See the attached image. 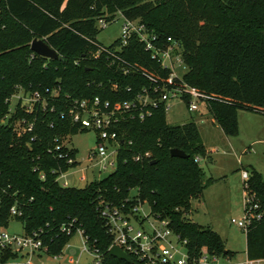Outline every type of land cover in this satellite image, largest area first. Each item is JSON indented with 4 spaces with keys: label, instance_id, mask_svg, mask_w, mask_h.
I'll return each mask as SVG.
<instances>
[{
    "label": "trees",
    "instance_id": "trees-1",
    "mask_svg": "<svg viewBox=\"0 0 264 264\" xmlns=\"http://www.w3.org/2000/svg\"><path fill=\"white\" fill-rule=\"evenodd\" d=\"M117 13L139 19L159 45L167 37L181 43L187 66L183 80L210 96L207 111L226 136L238 133L239 110L264 117V0H0V227L15 218L24 233H39L45 253L55 257L74 235L62 226L72 223L109 264H145L133 256L127 263L108 254L112 237L99 212L102 202L127 209L138 198L186 240L188 264L197 263L203 248L211 257L234 254L215 230L191 219L192 200L217 179L205 178L195 161L196 156L211 160L195 123H166L162 105L143 120L126 115L115 126L120 144L112 172L83 187L56 180L59 172L78 164L77 149L66 144V137L88 131L61 116L72 99L130 100L150 85L142 72L168 75L135 36L117 51L128 73L122 64L110 65L105 53L94 57L96 46L89 40L96 41L97 20L111 22ZM34 38L59 57L32 51ZM118 44L119 38L108 47ZM18 87L39 91L45 107L37 102L27 112L17 102L10 111L8 98ZM53 89L57 94L50 95ZM172 148L187 157H172ZM69 158L74 161L68 163ZM245 183L243 190L254 195L262 213L244 230L245 252L248 259L263 262L264 180L251 167ZM12 208L17 214H11ZM9 257L3 251L0 260Z\"/></svg>",
    "mask_w": 264,
    "mask_h": 264
},
{
    "label": "built area",
    "instance_id": "built-area-1",
    "mask_svg": "<svg viewBox=\"0 0 264 264\" xmlns=\"http://www.w3.org/2000/svg\"><path fill=\"white\" fill-rule=\"evenodd\" d=\"M120 14V13H119ZM121 15V14H120ZM123 17L121 26V35L119 44L115 49H110L97 41L89 40L96 46L94 57H98L101 53H105L110 59L109 64H122V72L128 73L129 66L127 62L117 53L121 47L127 44L130 37L135 36L144 47V50L150 54V57L157 60L162 69L168 70L166 77L159 75H151L147 72H142L150 83L149 87H141V89L130 100L110 102L109 100H101L99 97L91 99L80 98L72 99L65 114L68 119L80 128L94 130L97 133L95 147L86 156L88 162L87 167L97 168L98 172L106 171L107 169L116 168V157L119 148L120 140L115 126L126 115L130 118H138L143 120L151 115L152 110L162 105L166 111L169 109L168 102L171 100L184 101L189 113L198 111L199 103L206 106L209 95L204 94L192 86L188 85L183 80V74L187 70L184 63L182 52L183 48L178 40L167 37L166 41L159 45L156 35L150 33L146 26L139 19H130ZM109 22L105 18L97 20V27L104 28ZM21 87L8 98H16V103L25 111L31 112L37 102H40L42 107H45V98L42 97L39 91L20 93ZM127 90H130L128 87ZM48 92V90L46 89ZM57 89L49 91L50 95L57 94ZM15 103V104H16ZM31 129V124L27 130ZM58 148V146H56ZM148 156V153L144 154ZM140 155H136L135 159H139ZM202 158L196 156L195 161H200ZM74 159L69 158L68 163H72ZM76 161V160H75ZM112 170V171H113ZM111 171V172H112ZM66 171L59 172L56 180L65 178ZM241 176L243 183L248 179V172L242 169ZM81 180L86 179L85 174L80 177ZM60 183V182H59ZM62 186H68L67 180L60 183ZM247 184H244V187ZM136 193V192H135ZM133 193L132 195H135ZM244 215L241 219H231V223L245 230L253 219L259 220L262 213L258 211V203L254 200V195L244 190ZM137 198L136 204L129 208H124V205L115 206L110 203L102 202L99 207L100 215L105 220L106 231L112 237L111 243L107 248L117 246L124 251L130 258L136 257L143 260L145 264H186V240L182 239L179 234L170 227L169 221L159 216L154 215L151 210L147 215L140 213L142 203ZM11 214H17L14 208L11 209ZM152 219V220H151ZM62 230L67 234L78 233L82 239L81 251L87 252L92 256L91 264H109L104 260V255L96 247H91L88 244L87 237L84 235L80 227H75L74 224L62 226ZM5 247L13 248L18 252L26 251L27 253L46 252L47 247L43 244L39 233L23 235H9L4 231H0V251ZM184 247V251L182 248ZM110 255V254H109ZM59 256V255H58ZM55 256V257H58ZM217 257L208 255L205 248L202 249L201 257L197 263L213 264L217 261ZM261 260H246L245 264H260ZM264 262V261H263ZM7 263V262H5ZM4 264V263H0ZM74 264H80L79 258Z\"/></svg>",
    "mask_w": 264,
    "mask_h": 264
},
{
    "label": "rangeland",
    "instance_id": "rangeland-1",
    "mask_svg": "<svg viewBox=\"0 0 264 264\" xmlns=\"http://www.w3.org/2000/svg\"><path fill=\"white\" fill-rule=\"evenodd\" d=\"M123 17L119 13L113 21L101 28L95 39L104 46H110L121 35ZM23 93V90H19ZM16 103V98L9 100L8 109L11 111ZM165 113V121L170 125L193 121L199 131L202 144L209 152L208 158L199 161L205 178L217 179L203 190V196L192 200L193 214L191 219L202 225H208L223 239L226 249L234 252L228 256L217 257L213 264H245L247 255L245 252L244 230L231 223V219L239 220L243 217L244 190L242 169L250 171L253 167L261 173L264 180V117L254 112L238 111V133L235 136H226L203 103H199L198 111L189 113L184 101L171 100ZM97 133L94 130L83 131L67 136L65 142L77 149L75 167L68 169L65 178H59L63 183L67 180L68 186L83 187L93 179H99L109 174L113 169L98 172L97 168L87 167L86 156L95 147ZM85 174L86 179L80 177ZM131 193H135L132 190ZM149 214L150 206L142 203L140 213ZM152 220V219H151ZM9 235H23L22 224L15 218L8 221L7 226L0 227ZM82 239L78 233L70 237L58 257L48 255L45 252L35 251L27 253L18 252L13 248L5 247L3 251H9L11 257L4 264H74L79 258L80 264H91L92 256L82 252ZM184 251V247L182 248ZM1 255V251H0ZM15 255V257H12ZM7 262V263H5ZM188 264V263H186ZM201 264V263H193ZM260 264H264L261 262Z\"/></svg>",
    "mask_w": 264,
    "mask_h": 264
},
{
    "label": "water",
    "instance_id": "water-1",
    "mask_svg": "<svg viewBox=\"0 0 264 264\" xmlns=\"http://www.w3.org/2000/svg\"><path fill=\"white\" fill-rule=\"evenodd\" d=\"M30 48L39 56L48 59H57L59 57L57 51L52 47H50L42 39L34 38L30 43ZM170 155L172 157H180V158L187 157V154L182 149H178V148L170 149ZM151 163L153 164L155 163V161L152 160ZM224 252H226V250ZM109 254L112 257L117 258L119 260L125 261L127 263H132V259L128 256V254H126L124 251H122L120 248H118L115 245L109 249Z\"/></svg>",
    "mask_w": 264,
    "mask_h": 264
}]
</instances>
